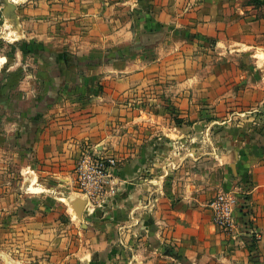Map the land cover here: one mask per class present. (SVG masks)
I'll return each instance as SVG.
<instances>
[{"label": "rangeland", "instance_id": "rangeland-1", "mask_svg": "<svg viewBox=\"0 0 264 264\" xmlns=\"http://www.w3.org/2000/svg\"><path fill=\"white\" fill-rule=\"evenodd\" d=\"M9 1L15 5L13 11L0 0V264H154L155 258L164 257L174 247L155 234L160 223L154 213L155 193L149 185L153 182L145 180V189L139 181L114 178L117 168L126 164V93L116 95L114 101L107 99L109 85L100 79L109 68L126 69V58L138 53L126 52V42L114 44L112 38L106 47L88 44V32L95 31V24L99 30L108 29L105 21L83 18L77 21L80 28L73 29L68 22L38 17L47 15L42 12L30 13L34 8L43 9L37 2L30 4L29 11L20 0ZM224 10L233 13L234 4ZM113 24L125 25L126 21ZM73 30L76 35H68ZM101 40L98 36L97 41ZM155 56L156 52L148 50L142 58L149 61ZM253 62L249 53L212 56L214 79L246 80L226 85L231 90L229 100L218 99L221 85L217 83L210 85L212 99L204 100L202 88L206 85L187 84L186 69L180 73L179 84L168 91L180 97L182 93L181 100L175 103L164 98L144 106L161 110L163 116L156 119L166 124L213 125L207 135L201 128L193 134L198 147L195 157L214 151L219 140L239 135L236 129L264 124V113L249 112L250 106L237 103L234 97V88H245L251 77L264 85V61H259L257 69H252ZM204 71L190 69L198 76ZM188 90L197 95L193 100L196 110L187 115L190 101L184 100V95ZM107 110H114V119L100 126L107 119ZM219 125L230 126L221 129V137ZM185 132H177L181 140L178 157L195 146L185 143ZM109 133L118 138L115 144L110 142L113 151L99 152L93 143ZM64 138L68 143L82 141L80 149L68 143L58 145L57 140ZM89 157L113 161L112 175L96 193L83 187L77 171L79 163ZM170 163L161 165L164 173L173 171L168 170L174 165ZM87 167V174L92 175L93 169ZM33 180L40 190L30 189ZM172 182L163 180L164 190L171 191Z\"/></svg>", "mask_w": 264, "mask_h": 264}, {"label": "crops", "instance_id": "crops-1", "mask_svg": "<svg viewBox=\"0 0 264 264\" xmlns=\"http://www.w3.org/2000/svg\"><path fill=\"white\" fill-rule=\"evenodd\" d=\"M20 2L26 3L29 11L30 4L37 2L43 9L34 8L30 13L42 12L47 15L38 17L68 22L73 29L80 28L77 21L83 18L105 21L108 29L99 30V25L95 24V31L88 32L91 37L88 44H103L106 47L112 38L115 39L114 44L126 42V52L138 53L133 58H126V69L109 68L100 79L103 78L104 84L109 85L106 88L107 99L114 101L116 95L126 93V164L117 168L114 178L139 181L145 189L148 186L145 180L153 182V185H149L155 193L156 203H151L156 206L154 213L160 223L155 234L162 243L174 247V251L166 252L164 257L155 258L154 264H264V124L251 126L248 130L236 129L235 132L240 134L231 135L233 140H219L216 142L218 148H214V151H203L195 157L197 146L193 131L201 128L203 134L207 135L213 125L166 124L156 119L163 116L161 110L158 111L155 106L152 109L144 106L149 102L156 104V101L164 98L175 103L181 100L182 93L180 97L179 93L168 91L173 90L169 87L179 84L180 73L186 72V69L189 70L185 78L187 84L206 85L202 88L204 100L212 99L210 85L215 83L221 85L218 99L229 100L231 90L226 85L246 80L222 76L214 79L212 56L249 53L254 58L252 69L259 67V61H264V0H255L254 3L248 0ZM230 3L234 4L233 13L224 10ZM28 17H31L30 14ZM120 19L125 20L126 24H113ZM68 35H76V31ZM98 36L102 38L99 42ZM120 36L121 39H118ZM148 50L156 52L153 60L142 58ZM261 52L263 54H259ZM191 68L204 69L205 73L198 76L190 72ZM216 79L218 82H215ZM248 82L245 88H234V97L237 103L250 106L252 111L249 112L260 110L263 115L264 85L252 80V77ZM196 95L194 90H188L184 95V100L190 101L186 107L187 115L196 110L193 104ZM113 111L108 113L107 110V119L100 126L112 122ZM101 116L99 114L97 118ZM228 127L219 125L218 131ZM182 130H186L185 143L195 146L178 157L181 152L177 144L181 140L177 139V132ZM244 131L250 134H244ZM206 138L203 137V142L207 141ZM74 140L75 143H68L70 141L67 142L65 138L58 139L57 143H63L64 147L68 143L79 150L82 141ZM115 140L118 138L109 133L94 142L93 146L99 152L110 153L113 151L109 148L110 142L115 144ZM207 154L211 156H205ZM168 162L174 163L172 168H168L173 171L166 170L168 173H164L161 165ZM167 174L170 176L167 177ZM34 180L31 190L38 187L33 186ZM163 180L173 181L171 191L164 190ZM221 190H234L238 196L234 234L217 227L209 207V201ZM116 201L117 197H114L113 202Z\"/></svg>", "mask_w": 264, "mask_h": 264}, {"label": "built area", "instance_id": "built-area-1", "mask_svg": "<svg viewBox=\"0 0 264 264\" xmlns=\"http://www.w3.org/2000/svg\"><path fill=\"white\" fill-rule=\"evenodd\" d=\"M112 159H95L93 157L86 158L77 166L79 179L86 190L91 193L101 191L103 183L112 175L111 163ZM90 167L94 173L87 174ZM238 203V196L234 190H221L210 201L209 207L213 213V220L217 227L224 232L234 234L237 224L235 219V210Z\"/></svg>", "mask_w": 264, "mask_h": 264}, {"label": "bare ground", "instance_id": "bare-ground-1", "mask_svg": "<svg viewBox=\"0 0 264 264\" xmlns=\"http://www.w3.org/2000/svg\"><path fill=\"white\" fill-rule=\"evenodd\" d=\"M32 189L35 190V191H38V190H40L41 188H40V187H33ZM61 199L67 201V199L64 198V197L61 198ZM70 203H71L70 205H71V208H72L71 211H73V213L76 215V213H77L76 207H75V205H74L72 202H70Z\"/></svg>", "mask_w": 264, "mask_h": 264}, {"label": "water", "instance_id": "water-1", "mask_svg": "<svg viewBox=\"0 0 264 264\" xmlns=\"http://www.w3.org/2000/svg\"><path fill=\"white\" fill-rule=\"evenodd\" d=\"M5 1L7 3V8L10 9L11 11H13V9L15 8V5L12 2H10L9 0H5ZM77 209L81 211V205L78 204Z\"/></svg>", "mask_w": 264, "mask_h": 264}]
</instances>
